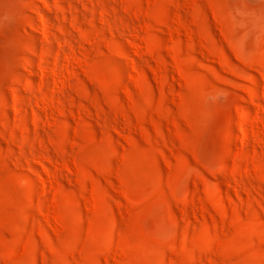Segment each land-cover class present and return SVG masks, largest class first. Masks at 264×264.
Returning <instances> with one entry per match:
<instances>
[{"label":"rangeland","instance_id":"1","mask_svg":"<svg viewBox=\"0 0 264 264\" xmlns=\"http://www.w3.org/2000/svg\"><path fill=\"white\" fill-rule=\"evenodd\" d=\"M0 264H264V0H0Z\"/></svg>","mask_w":264,"mask_h":264},{"label":"bare ground","instance_id":"2","mask_svg":"<svg viewBox=\"0 0 264 264\" xmlns=\"http://www.w3.org/2000/svg\"><path fill=\"white\" fill-rule=\"evenodd\" d=\"M240 124H242V123H240ZM239 127H241V126H239ZM241 130H242V132L245 134V135H247V127H242V128H240Z\"/></svg>","mask_w":264,"mask_h":264}]
</instances>
